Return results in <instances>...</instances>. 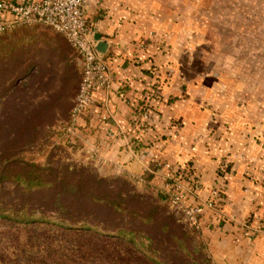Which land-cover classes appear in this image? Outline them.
<instances>
[{
	"label": "rangeland",
	"instance_id": "rangeland-1",
	"mask_svg": "<svg viewBox=\"0 0 264 264\" xmlns=\"http://www.w3.org/2000/svg\"><path fill=\"white\" fill-rule=\"evenodd\" d=\"M161 2L165 7L169 2L175 13V29L182 32L173 47L182 51L185 47L191 54L187 79L181 80L182 84H189L179 86L175 93L180 90L184 95L186 88L198 84L199 80L202 88L193 87L190 94L211 95L219 100L202 110H211L217 124L227 121L231 132L253 137L255 144L264 149V0ZM40 27H21L0 36V157L3 151H8L10 155L20 153V158L39 164L85 168L101 178L119 180L116 185L120 188L127 182L138 192L124 177L108 175L79 156L75 146L67 143L62 130L59 131V126L68 121L81 73L65 38ZM48 34L61 37L64 44L55 42ZM153 72H157L153 73L157 80L174 77L171 69ZM58 95H62L63 109L49 110V102ZM158 95L162 97L161 92ZM39 122L45 126L38 128ZM51 125L54 127H49ZM34 127L38 128L39 136H35ZM261 154L263 167L260 166L256 175L252 174L256 184L264 181V151ZM6 192L8 199L19 200L23 196L11 183L6 185ZM143 195L148 197L147 210H165L177 219V225L185 228L198 263L213 264L206 242L190 230L180 215L173 213L165 197ZM40 197L47 200L49 194ZM258 208H261L259 201L252 200L250 210ZM54 211H48L51 220L57 215ZM100 214L98 220L105 217ZM129 225L138 226L139 223L130 222ZM40 237L38 239L29 228L0 222V264H156L148 259L141 261L142 256L126 241L94 228L68 231L52 224ZM22 251L25 253L21 254Z\"/></svg>",
	"mask_w": 264,
	"mask_h": 264
},
{
	"label": "crops",
	"instance_id": "crops-1",
	"mask_svg": "<svg viewBox=\"0 0 264 264\" xmlns=\"http://www.w3.org/2000/svg\"><path fill=\"white\" fill-rule=\"evenodd\" d=\"M167 4L161 0H89L88 23L95 38H101L112 82L107 92L95 94L81 122L82 140L77 141L75 151L108 175L118 174L132 182L139 193L163 197L176 187L172 169L189 164L201 184L197 192L187 191L185 201L190 206L207 201L215 185L224 183L223 210L205 211L199 236L213 264H264V181L256 184L252 178L263 167L264 149L253 137L231 132L227 121L217 124L211 110H202L219 100L191 95L193 87L202 88L199 80L184 95L180 90L175 93L179 86L189 84L181 80L187 79L191 54L185 47L184 51L173 47L182 32L175 29V13ZM48 37L64 44L61 37ZM74 58L78 64L75 54ZM159 69H171L174 74L167 76L169 87L163 94L169 102L158 104L150 114L147 126L151 128L138 131L134 121L146 119L135 113L133 102L156 81L153 71ZM227 163L231 167L223 182L218 170ZM252 200H258L261 208L250 210Z\"/></svg>",
	"mask_w": 264,
	"mask_h": 264
},
{
	"label": "trees",
	"instance_id": "trees-1",
	"mask_svg": "<svg viewBox=\"0 0 264 264\" xmlns=\"http://www.w3.org/2000/svg\"><path fill=\"white\" fill-rule=\"evenodd\" d=\"M168 82L169 79L160 77V80L156 79L149 84L133 102L135 113L153 114L158 104H168L169 101L163 98L166 88L169 87ZM159 92L162 97L158 95ZM145 95L150 96L149 100ZM49 105V110H62V95L53 98ZM69 121L70 115L64 126L59 128L68 125ZM134 123L137 124L138 131L142 127L151 128L147 126L148 120H137ZM39 125L38 128L45 126L40 122ZM38 128L34 127L35 136H39L36 132ZM62 132L64 134L63 130ZM19 154L10 155L8 151H3L0 157V222L23 229L29 228L32 234L38 235V239H41L40 234H45L52 224L68 231L94 228L120 241H126L134 252L142 256L141 261L148 259L156 264H201L192 254L191 238L185 228L177 225V219L172 214L165 213V210H147L145 205L148 197L137 192L127 182H123L124 188H120L116 185L119 180L101 178L88 169L39 164L26 161ZM230 167L231 164L227 163L222 166L223 169L218 170V177L223 182ZM192 171L189 164L178 165L175 170L172 169L174 180L188 184L195 193L201 184ZM8 183L15 185L23 194L19 200L6 197ZM226 190L224 183H217L207 200L219 212L223 210ZM46 194H49L48 199H41L43 197L40 196ZM49 210H56L54 220H51ZM98 212L105 217L98 220L101 215ZM130 222H137L139 225L130 226Z\"/></svg>",
	"mask_w": 264,
	"mask_h": 264
},
{
	"label": "built area",
	"instance_id": "built-area-1",
	"mask_svg": "<svg viewBox=\"0 0 264 264\" xmlns=\"http://www.w3.org/2000/svg\"><path fill=\"white\" fill-rule=\"evenodd\" d=\"M89 0H3L0 1V35L25 26H42L62 35L78 59L81 70V84L74 100L68 125L64 131L67 143L75 146L80 137L81 122L86 118L95 100V94L107 92L111 87L109 65L97 51L99 44L89 26L87 9ZM3 15L12 16L11 19ZM149 100L150 96L145 95ZM148 120L150 114L142 113ZM165 166H168L167 164ZM175 189L163 194L173 213L180 215L186 225L198 235L203 229V215L206 210L216 211L211 201L190 206L185 198L192 190L186 183H175ZM216 192L214 191L213 194Z\"/></svg>",
	"mask_w": 264,
	"mask_h": 264
},
{
	"label": "water",
	"instance_id": "water-1",
	"mask_svg": "<svg viewBox=\"0 0 264 264\" xmlns=\"http://www.w3.org/2000/svg\"><path fill=\"white\" fill-rule=\"evenodd\" d=\"M96 41L99 42V44L97 46L98 47L97 51L102 55L103 54V49H102L103 44H102L100 36H96Z\"/></svg>",
	"mask_w": 264,
	"mask_h": 264
}]
</instances>
